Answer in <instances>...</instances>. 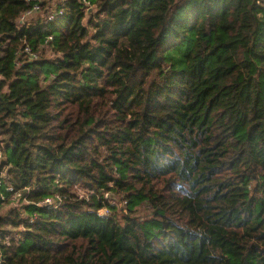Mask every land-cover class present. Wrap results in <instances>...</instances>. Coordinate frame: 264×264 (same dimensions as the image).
<instances>
[{
    "label": "trees",
    "instance_id": "16d2710c",
    "mask_svg": "<svg viewBox=\"0 0 264 264\" xmlns=\"http://www.w3.org/2000/svg\"><path fill=\"white\" fill-rule=\"evenodd\" d=\"M47 4L0 0V264H264V0Z\"/></svg>",
    "mask_w": 264,
    "mask_h": 264
},
{
    "label": "rangeland",
    "instance_id": "374dc122",
    "mask_svg": "<svg viewBox=\"0 0 264 264\" xmlns=\"http://www.w3.org/2000/svg\"><path fill=\"white\" fill-rule=\"evenodd\" d=\"M48 1L47 4V8L46 10H44L41 13H33L30 15H26L24 16L21 21L23 22H31V21H35V20H40L43 19L44 21H49L48 16L50 13H56L55 11L57 10V5L56 3H58L59 1L62 0H46ZM64 15V13H63ZM90 15V14H89ZM87 19H90V16L87 17ZM48 53H51L50 51ZM3 162V156L0 155V165ZM1 169V168H0ZM2 170V169H1ZM7 169H5L2 172V178H6L7 177ZM78 195L82 196V197H89L90 195L88 194L87 190L85 189H78L77 190ZM107 199L109 200V202L113 205H115L117 207V214H118V219H122L124 216H126L128 214L127 210L125 209L126 203L124 201V197L123 196H118L116 193H110L109 195H107ZM24 203V201L22 199L16 198L14 197V200H12V202L10 204H8L4 210V212H8L14 208L17 207H21V205ZM60 203V202H59ZM59 203H57V208H59ZM56 208V209H57ZM111 214L110 211H108L107 209H104L102 211H100V215L103 217H108ZM150 213L143 209H139L137 212V216L139 217H148Z\"/></svg>",
    "mask_w": 264,
    "mask_h": 264
},
{
    "label": "built area",
    "instance_id": "2783aa9c",
    "mask_svg": "<svg viewBox=\"0 0 264 264\" xmlns=\"http://www.w3.org/2000/svg\"><path fill=\"white\" fill-rule=\"evenodd\" d=\"M39 1L42 2V1H45V0H39ZM40 11H41V7H40L39 5H36L33 11L28 12L27 14H24V15L21 17V19H22L24 16H26V15H30V14H33V13H40ZM63 13H64L63 11H59V15H63ZM57 14H58V13H50L49 16H48V19H47V20H49V21L54 20V19L56 18ZM21 19H20V21H19V25H20V26H22V25L25 24V22L21 21ZM26 23H27V22H26ZM27 52L30 53V50L27 49ZM0 185H1V184H0ZM7 191H9L10 193H14L13 188H12V187H9V186H8V188H7ZM15 196H16V198H20V197H21L20 194H16ZM0 197L3 198L2 195H0ZM44 205H46V206H48V207H51L52 209H55V210H56V208H57L56 203H55L53 200H51V199H47V200L44 202ZM57 209H58V208H57Z\"/></svg>",
    "mask_w": 264,
    "mask_h": 264
},
{
    "label": "water",
    "instance_id": "95a60500",
    "mask_svg": "<svg viewBox=\"0 0 264 264\" xmlns=\"http://www.w3.org/2000/svg\"><path fill=\"white\" fill-rule=\"evenodd\" d=\"M91 12H92V11L90 10V11H89V14H91Z\"/></svg>",
    "mask_w": 264,
    "mask_h": 264
}]
</instances>
